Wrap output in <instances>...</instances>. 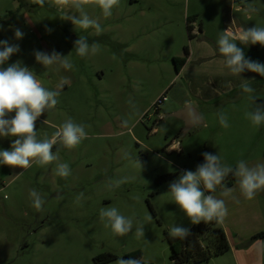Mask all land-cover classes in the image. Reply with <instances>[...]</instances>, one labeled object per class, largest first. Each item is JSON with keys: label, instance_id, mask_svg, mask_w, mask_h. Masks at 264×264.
<instances>
[{"label": "rangeland", "instance_id": "374dc122", "mask_svg": "<svg viewBox=\"0 0 264 264\" xmlns=\"http://www.w3.org/2000/svg\"><path fill=\"white\" fill-rule=\"evenodd\" d=\"M84 11L102 32L75 28L64 17L78 13L55 0L43 6L36 0H0V40L20 48L4 67L21 61L49 90H56L61 78L69 80L55 108L36 121L37 138H51L69 118L88 133L75 148L54 145L59 159L50 165H0V264H99L97 258L106 254L116 259L103 264H115L134 251H140L141 264H179L170 259L166 233L172 225H193L174 204L170 183L204 163V152L219 154L232 167L240 160L249 166L264 162V124L254 126L245 116L254 105L217 45L226 29L264 27V0H120L110 17L87 0ZM17 28L24 33L19 40ZM80 35L99 50L78 56L74 41ZM237 46L246 58L264 64V47ZM53 50L68 55L73 67L45 68L35 60V51ZM175 57L185 60L178 73ZM241 78L251 80L256 102L264 103V77L245 71ZM163 95L167 100L158 112L153 106ZM185 105L198 111L203 124L182 135L183 123L162 114ZM221 112L228 128L219 123ZM14 139L0 137V150H10ZM61 162L70 166L67 178L56 175ZM118 180L124 183L110 187ZM227 187L233 189L229 196L221 186L210 194L229 208L219 224L230 250L191 264H264V235L252 236L264 233V190L247 201L237 178ZM33 189L45 201L42 211L32 206ZM109 206L133 219L127 235L116 236L105 226L99 213ZM138 223L144 225L142 237L135 234Z\"/></svg>", "mask_w": 264, "mask_h": 264}, {"label": "clouds", "instance_id": "9594fccd", "mask_svg": "<svg viewBox=\"0 0 264 264\" xmlns=\"http://www.w3.org/2000/svg\"><path fill=\"white\" fill-rule=\"evenodd\" d=\"M36 2L43 6L45 0H36ZM55 2L57 5L70 7L78 13V16L66 13L64 17L65 20L71 21L75 28L84 31L94 28L97 33L102 32L103 29L99 22L90 18L84 11V4L87 0H55ZM95 2L103 15L110 17L113 14L112 10L119 5L120 0H95ZM14 36L19 40L23 38L24 33L17 28L14 30ZM237 42L243 45L259 44L264 47V27L254 25L235 33L226 29L221 32L217 40L218 51L223 57L225 66L232 76L240 78L242 92L249 94L247 99L254 105L251 110L246 111L245 116L254 126L259 127L264 124V103L256 102L254 95L256 90L251 86V80L242 79L241 74L249 71L264 77V64L246 58L243 49L237 46ZM99 47V44L95 42L89 44L88 38L84 35H80L74 41L75 52L80 57H85L90 52L95 54ZM19 51L18 44H9L6 40H0V137H15L10 150H0V165L28 169L35 163L44 167L59 159L58 154L53 152L54 145L59 142L66 148H75L88 138V133L85 125L77 124L69 118L58 126L51 138L46 137L43 140L37 138L36 121L46 111L55 108L60 90L69 83V80L61 78L56 90H49L40 83L34 71L23 66L21 61L4 67L9 58ZM34 56L35 60L45 68L52 65H59L66 69L73 67L67 59L68 55L63 56L55 50L50 54L35 51ZM12 113L14 115H11ZM219 123L224 128L229 127L227 116L222 112L219 114ZM123 125L127 127L128 121L125 120ZM202 155L204 163L198 164L195 171H183L178 179L170 183L168 191L174 204L192 225L213 220L222 222L227 216L225 200L210 193L215 192L217 187L221 186L222 195L229 196L233 189L223 184L229 174L237 178L240 193L247 200L254 199L259 191L264 190V162L249 166L246 161L240 160L235 167H232L222 163L219 154L204 152ZM56 175L62 178L71 175L69 164L57 163ZM122 183L124 180H118L110 184V187H119ZM29 195L32 199V206L37 211H42L45 201L40 194L33 189ZM82 197L83 193H80L76 198L77 201ZM236 202L239 203L238 200ZM99 215L101 219H106L105 226L110 227L116 236H125L133 229V219L122 215L114 206L101 208ZM148 219L151 220V216ZM135 234L141 237L145 235L142 223H138ZM169 235L172 238L186 239L191 235V229L172 225L169 228ZM115 264H141V261L120 257Z\"/></svg>", "mask_w": 264, "mask_h": 264}, {"label": "trees", "instance_id": "16d2710c", "mask_svg": "<svg viewBox=\"0 0 264 264\" xmlns=\"http://www.w3.org/2000/svg\"><path fill=\"white\" fill-rule=\"evenodd\" d=\"M4 22L3 18H0V22ZM191 26L187 21V30L189 39H192ZM189 50L185 48V54L188 55ZM173 63L176 72L178 73L182 66L185 64L184 58L175 57ZM156 108L155 106H153ZM157 111H160L157 109ZM235 178L229 174L224 181H227V186H232ZM191 235L186 239L172 238L166 233V240L171 249V261L179 264L196 263L201 261H208L213 256H219L230 250V244L228 242L226 233L219 222L213 220L208 223L201 222L199 225H193L191 228ZM264 235L262 232L254 237ZM140 251H134L124 256L125 259L140 258ZM116 259V256L112 254L101 255L97 258V263L103 264Z\"/></svg>", "mask_w": 264, "mask_h": 264}, {"label": "water", "instance_id": "95a60500", "mask_svg": "<svg viewBox=\"0 0 264 264\" xmlns=\"http://www.w3.org/2000/svg\"><path fill=\"white\" fill-rule=\"evenodd\" d=\"M165 116L178 119L183 123L182 135L187 134L194 127L203 124L198 111L191 105H185L178 110L165 114Z\"/></svg>", "mask_w": 264, "mask_h": 264}, {"label": "built area", "instance_id": "2783aa9c", "mask_svg": "<svg viewBox=\"0 0 264 264\" xmlns=\"http://www.w3.org/2000/svg\"><path fill=\"white\" fill-rule=\"evenodd\" d=\"M241 1H246V0H241ZM167 100V97L165 95H163L156 103H155V109H159L161 105H163V103Z\"/></svg>", "mask_w": 264, "mask_h": 264}, {"label": "crops", "instance_id": "0c3cea01", "mask_svg": "<svg viewBox=\"0 0 264 264\" xmlns=\"http://www.w3.org/2000/svg\"><path fill=\"white\" fill-rule=\"evenodd\" d=\"M239 9H241V7H239ZM186 103H187V102L183 103V105H184V104H186ZM161 114H162V113H161ZM164 114H166V113H163L162 115H164ZM247 201H250V200H247ZM234 205H236V204L234 203ZM228 209H229V208H227V210H228ZM261 233H262V232H261ZM257 234H258V233H257ZM257 234H256V235H257ZM259 234H260V233H259ZM252 236L254 237V236H255V234H254V235H252ZM227 239H228V238H227ZM228 241H229V240H228Z\"/></svg>", "mask_w": 264, "mask_h": 264}, {"label": "flooded vegetation", "instance_id": "af4514ba", "mask_svg": "<svg viewBox=\"0 0 264 264\" xmlns=\"http://www.w3.org/2000/svg\"><path fill=\"white\" fill-rule=\"evenodd\" d=\"M159 110V109H158ZM157 111V110H156ZM159 112V111H158Z\"/></svg>", "mask_w": 264, "mask_h": 264}]
</instances>
